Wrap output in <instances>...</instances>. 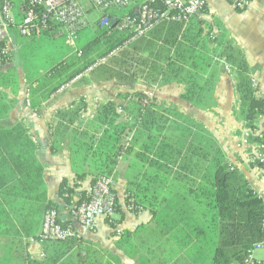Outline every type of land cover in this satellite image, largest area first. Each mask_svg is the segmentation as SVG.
Listing matches in <instances>:
<instances>
[{"label":"trees","instance_id":"trees-1","mask_svg":"<svg viewBox=\"0 0 264 264\" xmlns=\"http://www.w3.org/2000/svg\"><path fill=\"white\" fill-rule=\"evenodd\" d=\"M148 1L135 0V4ZM156 6L162 8L160 2ZM133 10H110L108 15L121 19ZM194 17L186 24L161 22L136 41L127 38L112 42L114 28H100L101 35L80 50L82 55L78 58L87 56L92 45L103 38L108 40V47L83 66L72 68L62 62L35 80L25 73L30 106L41 107L63 86L81 76L74 86L111 81H140L146 86L175 84L183 88L182 100L213 112L220 71L227 65L237 96L233 115L244 123L245 129H257L264 117V99L256 95L258 88L253 86L244 54L223 36L211 40L212 29ZM58 27L51 26L30 37L18 35L21 49L34 45L27 44L29 41L49 39ZM22 38L28 41L25 43ZM211 42L215 44L212 48ZM119 47H124L119 57L116 54L107 59L112 64L107 62L89 71L98 59L106 58ZM8 58L0 62V69L11 63L12 53ZM17 88L15 71L0 72V203L13 196L44 203L45 211H58L56 202L45 200L44 170L36 156L37 145L27 129L21 122L3 124L16 104L7 90L15 94ZM87 106L81 99L57 111L56 121L50 126L52 152L63 151L68 142L75 177L73 185L63 182L60 196L70 206L80 182L91 178L93 186L100 178H113L119 165L126 163L125 203L134 213L149 211L153 223L152 230L143 231L141 227L135 232L116 233L120 251L140 259L141 264H232L241 263L254 245L264 247L262 197L196 117L141 91L120 92L116 100L100 105L93 118L83 120ZM251 141L256 145L264 143V131L252 136ZM248 151L249 158L251 148ZM258 167L264 165L259 163ZM85 193L81 192L76 205L84 200ZM9 205L15 209L14 203ZM5 211L0 208L1 215ZM116 213L123 218L118 201ZM61 224L69 225L62 221ZM44 245L43 261L32 260L24 253L18 257L24 264H121L117 255L82 237Z\"/></svg>","mask_w":264,"mask_h":264},{"label":"crops","instance_id":"crops-1","mask_svg":"<svg viewBox=\"0 0 264 264\" xmlns=\"http://www.w3.org/2000/svg\"><path fill=\"white\" fill-rule=\"evenodd\" d=\"M2 1V0H0ZM18 9L23 0H9ZM250 6L245 10H237L231 0H208L207 8L201 15L194 18L205 22L212 29V38L223 36L231 40L244 54L252 80L259 82L257 97L264 99V0H250ZM87 30L82 32L85 34ZM19 32L11 27L7 30V42L10 45L13 59L0 72L13 70L18 76V88L14 94L7 90L15 106L10 115L3 122L4 125H13L21 122L28 131L34 144L37 145L36 156L43 167V179L47 189L45 200L56 202L60 220L69 223L77 229L78 237L99 244L103 249L117 255L121 264H141L140 259L131 258L116 246L117 235L123 231L135 232L144 227L143 231L152 230V215L149 211L134 213L125 209L126 198V163H121L113 180L115 191L119 199L123 218L118 213L107 218L96 219L94 229L91 231L77 224L70 212L74 205L81 200V192H86L91 187V178L80 182V188L76 190L74 200L68 206L64 198L60 196V190L64 181L69 185L75 182L74 174L69 162L68 142L59 153L52 152V130L50 126L56 121L57 111L68 108L84 99L89 115L93 118L96 109L108 101L116 100L114 85H126L125 92H145L150 97L157 98L160 102L176 105L185 109V113L196 117L214 135L220 146L226 152L229 161L237 166L249 181L253 190L264 201V168L254 167L248 163L249 148H238L237 139L244 129V123L233 115L234 107H237V96L233 78L220 71L219 81L215 90L216 109L206 112L197 109L193 104L181 99L183 88L178 85H157L153 88L146 87L143 83H122L118 81L91 83L87 86H72L66 91L56 92L48 101L39 108H32L28 101L30 87L25 80V72L20 68H14L20 62L22 49L19 45ZM210 43V47H214ZM17 65V66H18ZM174 89L177 92V103L163 100V91ZM132 90V91H131ZM161 92V94H160ZM120 93V92H119ZM161 95V96H160ZM162 100H160V99ZM106 99V100H105ZM86 119V118H85ZM258 126L264 131V117L258 122ZM258 127V129H259ZM1 200V196H0ZM2 201V200H1ZM15 204V209L9 207ZM0 208L6 211L0 214V264H24L22 253L35 261L45 260V245L34 241L42 229L43 216L45 214L44 203H36L33 200L9 197L0 203ZM121 220L120 222H118ZM110 221L116 226L112 228ZM117 233V235H116ZM257 264H264V249L255 253ZM143 262V260H142Z\"/></svg>","mask_w":264,"mask_h":264},{"label":"built area","instance_id":"built-area-1","mask_svg":"<svg viewBox=\"0 0 264 264\" xmlns=\"http://www.w3.org/2000/svg\"><path fill=\"white\" fill-rule=\"evenodd\" d=\"M134 0H23L18 9L8 0L0 1V62L7 60L10 53L7 38V30L16 28L24 37L39 35L43 30L57 25L64 29L68 45L75 47L78 35L89 26L88 11L82 6L90 3L92 8L100 12L98 26L101 29H109L111 26L117 32H131L135 37L146 36L158 24L165 21L187 23L193 16L203 14L207 8L208 0H149L139 4L129 15L113 18L106 11L122 10ZM237 10H244L250 6V0H231ZM160 2L161 9L156 3ZM114 53L100 60L89 69L104 63ZM78 56L82 55L80 51ZM225 70L230 73L231 69L225 65ZM81 77V76H80ZM78 77V78H80ZM253 86H259L257 80H253ZM69 88V84L63 86L59 92ZM86 116L83 115V118ZM261 131L243 129L237 139L238 148H251L252 154L248 163L258 167L264 165V143L256 145L251 141L252 136H260ZM117 206V194L113 178H100L85 193L84 200L71 209L72 218L80 226L93 230L96 219L99 217L110 218L115 214ZM78 237L77 229L71 225H62L59 213L56 209L45 212L42 221V229L37 238L40 243L60 241ZM36 241V240H35ZM264 249L262 244L254 245L247 251L241 263L232 264H257L254 253ZM264 263V261L262 262Z\"/></svg>","mask_w":264,"mask_h":264},{"label":"rangeland","instance_id":"rangeland-1","mask_svg":"<svg viewBox=\"0 0 264 264\" xmlns=\"http://www.w3.org/2000/svg\"><path fill=\"white\" fill-rule=\"evenodd\" d=\"M10 3L12 4V2H10ZM138 5L139 4H135V0H134L129 6H127L124 9H127V8L135 9ZM82 6L84 7V9L86 11H88L89 26H88V28L85 29V30H87L85 32V34L80 36L82 31L79 33L78 37H80V39H78L76 41L75 47H72V46L67 44V42H66L67 38L65 37V35H63V32H64L63 28H61L59 30L52 31L50 33L51 37H49V39L47 37H45V38H42V40H39L35 43H30V41H29L27 44H34V45H32L31 48L26 47V48L22 49V52H21L20 58H19L22 65L17 64L18 66L16 65L14 68L20 67L26 73V75H28V78L30 80H35V79L39 78L40 76L46 74L48 71H50L51 69H53L55 66L59 65L62 62L67 63V64H71L72 68H79V67L83 66L86 61H88L91 58H94L95 55H98V54L104 52L107 49L108 44H109V42H108V40H106V38L101 39L96 44L94 43L92 45V48L90 49V53L87 56H85L82 59L78 58V55H77L78 51L84 50L90 43H92L102 33L100 27L98 26L99 19L101 18L100 12L93 9L92 5L88 2L83 3ZM247 8H245V9H247ZM124 9H122V10H124ZM109 11H106V12L109 13ZM184 24H186V23H184ZM83 32H84V30H83ZM112 34L113 35L110 38L112 40V42H118V41L120 42V41L127 39V38H129L130 41H136L137 39H139V37L133 38L135 36V34L133 36V34L131 32H127V31H125V32L115 31ZM48 36H49V33H48ZM22 40H23V42L28 41V39H26V38H22ZM5 42L8 44V50H9L8 53L11 54V49H10L9 43L7 42V40H5ZM122 49H124V47H119V48L111 51L109 53V55L114 53L111 57H113L117 54L116 57L118 58L120 55L119 51H121ZM102 59H98L95 64H97ZM7 60H9V58H7ZM107 62L108 61H105L104 63H101L100 65H104ZM162 62L163 61H161V63ZM108 63H111V62H108ZM115 63H117V62H114L113 64H115ZM100 65H98V66H100ZM111 67H115V66L111 65ZM225 72H227V71L225 70ZM227 74L233 78V75L231 74V72L230 73L227 72ZM78 79L79 78H76L71 83H69V87L74 86L75 82H77ZM142 83L143 82H141V84ZM233 83H234V87H235V82L233 81ZM252 83H253V80H252ZM134 84H140V81L137 83H134ZM258 84H259V82H258ZM114 86H116L115 87V89H116L115 97H116V94H118L119 92L127 91V90H125L126 85H119L120 87H118V85H114ZM146 87L153 88V87H156V85H152V86L148 85ZM160 94H161V92H160ZM162 95H163V100H166V101H169L172 103H177V101H178L177 100V92L174 89H169V90L165 89V91H163ZM116 99H117V97H116ZM177 108L184 113L186 112L185 109L182 108V106L181 107L179 106ZM235 108L236 107H234V109ZM234 109H233V111H234ZM88 115H89V112L86 111V113L84 114V116H86L85 117L86 119L89 118V117H87ZM85 118L83 120H86ZM259 130L262 133V130L260 129V127H259ZM126 167H127V164H126ZM117 201L119 203V199ZM125 209L126 210L129 209V206L127 204L125 205ZM110 223H112V221H110ZM257 251H259V250H257ZM257 251H255V253ZM255 253H254V256H255Z\"/></svg>","mask_w":264,"mask_h":264}]
</instances>
